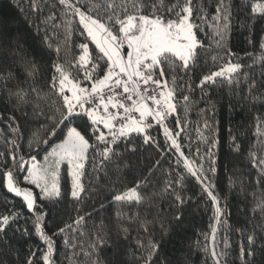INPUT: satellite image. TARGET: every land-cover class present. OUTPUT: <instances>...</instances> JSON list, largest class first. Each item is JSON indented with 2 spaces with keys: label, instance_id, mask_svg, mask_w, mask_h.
<instances>
[{
  "label": "trees",
  "instance_id": "trees-1",
  "mask_svg": "<svg viewBox=\"0 0 264 264\" xmlns=\"http://www.w3.org/2000/svg\"><path fill=\"white\" fill-rule=\"evenodd\" d=\"M92 2L97 3L98 0ZM115 2L125 4L129 14H136L132 4L140 0ZM184 2L149 0L150 5L158 8V14L165 16L170 15L167 9L172 4L183 5ZM36 3L40 6L38 10L30 7V0H0V20L11 21L14 35L23 38L21 43L28 58L38 62L40 72L37 86L41 88L39 97L33 92L30 97H26V103L10 96V89H28L32 81L24 83L23 69L14 64L12 58L0 56V75H7V71L11 70L15 76L13 79L0 80V152L7 153L6 156H0V212L15 206L23 213L19 226H27L31 231L30 236H23L16 231L17 226H13L6 236L0 235V264H22L30 249L36 251L37 245L41 251L46 248L33 228L35 216L41 213H27L21 198L15 197L4 186L2 173L12 167L9 142L17 138L13 129H19V155H23L25 161L37 155L35 142L44 138L47 124L43 116L36 119L33 110L37 104L44 108L48 106L47 98L52 96L51 78L57 75L54 63L62 64L70 77H78L81 86L90 87L89 82L83 81L82 74L70 67L81 54L78 46L86 42L77 25L78 18L73 20L70 13L65 15L58 0H36ZM221 3L229 6L231 14L228 38L223 42V48L217 44L220 39L217 32L224 21L222 18L215 19L217 15H223L216 11ZM256 3H264V0H192L193 22L199 25L194 31L202 47L197 49L196 64L191 72L185 74L182 69H176L175 87L183 88L184 91L178 92L176 96L179 101L177 114L166 121V125L174 132L178 130L175 127L177 116L187 122L179 138L186 156L194 155L197 146L203 154L205 138L214 137L218 141L214 149L216 172L208 175L215 185V193L220 197L223 209L221 222L217 223L214 219V208L201 186L195 178L186 174L187 179L180 192L186 203L180 209L181 220L177 224L173 220L176 209L170 207L174 197L169 196L164 189L168 174L184 172L182 161L177 166L178 153L165 146L159 156L154 148L128 155L125 151L126 147H130L128 140L133 144H142V138L137 134L129 138L121 137L113 150L114 153H121L123 159L110 154V159L101 163L103 158L96 156L90 149L81 178L85 190L79 200L70 196L72 179L64 164L59 176V203L54 207L51 203L46 207L40 205L42 211L47 213V216L42 217V223L46 235L54 242L55 264H144L147 253L139 245H146L149 240L159 246L154 264H214V259H219L220 264H245L240 249L242 246L247 248V235L254 230L258 236L256 255L246 259L249 264H264V250H261L259 239L264 237V211L258 207V203L264 200V165L259 163L264 160V60L261 59L264 49L260 47L264 42V18L252 13L251 7ZM141 14L149 13L142 11ZM49 15H55L56 19L41 23ZM69 20H73V23L66 41L65 25ZM45 31L47 43L52 45L50 49L40 44ZM57 48L60 49L59 53ZM226 49H230L234 55L226 57ZM89 52L94 58L97 55L91 43ZM228 59L242 65L234 81L230 83L227 78H217L215 84L205 85L203 92L196 88L204 75L219 70ZM164 67L165 79L171 87L172 72L166 65ZM46 83L48 86L44 87ZM253 83L256 87L250 88ZM190 88L194 91H189ZM183 95H188L189 101H184ZM52 99L55 97L52 96ZM205 120L211 126V133L203 128ZM149 134L163 145L162 129L154 126ZM90 143L94 144L95 140ZM30 144L33 145L31 149ZM235 144L240 145V151L235 149ZM102 150L103 145H100L97 151ZM44 153L40 151L37 157L41 158ZM149 154L151 160L146 159ZM157 159L161 161L159 165L156 164ZM5 162L8 167H5ZM195 163L197 167L203 163L208 168L207 160H196ZM23 174H19L18 182L23 181ZM149 175L152 177L149 186L138 189L144 196L141 203L112 199ZM80 216H84L85 220L80 232L69 231L70 242L65 243L63 237L53 235L58 227L72 224ZM153 220L156 222L143 223ZM160 221H163V226ZM145 227L148 231H145ZM213 228L216 229L214 240ZM213 250L220 254L218 258L212 256Z\"/></svg>",
  "mask_w": 264,
  "mask_h": 264
},
{
  "label": "snow or ice",
  "instance_id": "snow-or-ice-1",
  "mask_svg": "<svg viewBox=\"0 0 264 264\" xmlns=\"http://www.w3.org/2000/svg\"><path fill=\"white\" fill-rule=\"evenodd\" d=\"M58 3L63 6L65 15L70 13L73 20L78 18L77 25L86 42L78 46L81 54L76 63L70 67L82 74L83 81L89 82L90 87L81 86L82 82L78 77H70L62 64H53L57 75L51 78V91L55 99L49 96L47 108L37 104L33 110V116L36 119L43 116L47 124L44 138L35 142L37 155L40 151L45 152L42 163L37 161V155L31 156V163L25 161L23 155H19L17 152L20 147L17 143L19 129L18 127L13 129L17 138L9 142L12 167L2 173L4 186L15 197L21 198L27 213L34 214L37 211L41 213L35 216L33 228L38 238L46 245L43 251L40 250L39 245L36 251L30 249L22 264H55L54 242L46 235L42 223V217L47 216V213L42 211L40 205L44 204L46 207L51 203L54 207L56 203H59L61 197L60 165H67L68 174L72 179L70 196L79 200L81 193L85 190L81 178L84 175L85 162L88 160L90 149L96 153V156L103 158L101 163L109 160L110 154L121 156L123 159L121 153H114L113 146L117 145L121 137L129 138L133 134L142 138V144H133L131 140H128L130 147L125 149L128 155H135L147 148H154L159 156L166 146L178 153L177 166L179 167L181 161L183 163L184 172L168 174L165 182L164 191L174 197L170 207H174L177 214L173 216V220L177 224L181 220L179 212L186 200L182 198L180 192L187 179L186 174H190L211 201L214 208V219L220 223L223 209L220 197L215 193V185L208 175V173L215 174L216 172L214 149L218 141L214 137L205 138L203 154L197 146L194 155L186 156L179 138L185 131L187 122L181 121L177 116L175 127L178 130L175 132L166 125L169 117L177 114L179 104L176 99L177 93L184 91L183 88L175 87L177 84L176 69H182L185 74L191 72L196 64L197 49L202 47L194 31L199 25L193 22L192 0H185L183 5L172 4L167 9L170 14L168 16L158 14V8L150 5L149 0H140L139 3L132 4V9L136 14H129L127 6L117 4L115 0H98L97 3H93L92 0H83V2L82 0H75V2L58 0ZM30 7L38 10L40 6L36 0H30ZM142 11L149 14H141ZM216 11L218 14H223L222 17L220 15L215 17V19L222 18L224 21L217 32L220 37L217 44L223 48V42L228 38L231 14L229 6L223 3L217 7ZM251 11L264 18V3L252 5ZM55 19V15H49L46 21H41V23ZM73 20H69L65 25L66 41ZM0 26H2L0 28V56L12 58L13 63L23 69L24 83L32 81L28 86L30 92L28 89L18 87L15 91L10 89L9 95L15 96L21 103H26V97H30L31 93L34 92L39 97L41 92V88L37 86L40 72L38 62L28 58L21 43L23 38L18 34L14 35L10 20H0ZM39 31V26H37V32ZM47 40L45 31L40 44L50 49L52 45L47 43ZM89 43L95 46L97 53L95 58L89 52ZM260 47L264 49V42L260 44ZM125 48L127 49L126 55ZM56 51L59 53L60 49L57 48ZM233 55L230 49L225 50L226 57ZM261 59L264 60V57ZM175 61L180 63L176 64ZM164 65L172 72L171 87L169 81L165 79ZM241 67L240 63H233L231 59H228L219 70L204 75L196 88L203 92L204 86L215 84L217 78H227L231 83L236 79ZM13 78L15 76L11 70L7 71V75H0V80ZM47 86L46 83L44 87ZM251 87H256L255 83L250 85ZM189 91H194V89L190 88ZM120 96H123L124 100L119 99ZM183 100L189 101V96L183 95ZM149 118L153 123L149 122ZM154 126L162 129L163 145L156 137L149 134V130ZM203 128L209 133L212 131L207 120L204 121ZM93 139L94 144L90 143ZM54 141L59 142L54 143ZM100 145H103V150L97 151ZM32 146L30 144L29 148L31 149ZM234 146L237 151H240V145L235 144ZM6 155L7 153L0 152V156ZM146 159L151 160V154ZM196 160H207L208 168L206 169L203 163L197 167ZM160 163L161 161L157 159L156 164ZM259 163L264 165V160H260ZM5 167H8L7 162H5ZM148 171L151 172V169ZM20 173H24L22 179L26 184L34 186L39 191L34 192L32 188L19 187ZM262 175H264V170H262ZM151 181V175L145 176L136 186L122 194L114 195L112 199L117 202L139 204L144 200V196L138 189L147 188ZM258 207L264 211V200L258 203ZM22 215L23 213L15 206L0 212V235L6 236L10 228L17 226L16 231L21 232V235L30 236L31 231L27 226H19ZM84 220L85 217L80 216L72 224L58 227L53 235L63 237L65 243H68L70 242L69 231L80 232ZM155 222L153 220L143 223L147 225ZM160 222L163 226V221ZM26 224L27 218H25ZM145 231H148L147 227ZM212 233L214 240L215 228L212 229ZM100 239L102 240L103 237ZM259 239L261 250H264V237ZM257 241L258 236L255 230L247 235V248L242 246L240 249L241 257L245 258V264H249L246 257H255ZM139 246L147 253L144 257V264H154V256L158 255L159 246L152 240H149L146 245ZM219 255L215 250L212 251L214 258H218ZM16 256L19 259L18 251ZM214 264H220L219 259H214Z\"/></svg>",
  "mask_w": 264,
  "mask_h": 264
},
{
  "label": "rangeland",
  "instance_id": "rangeland-1",
  "mask_svg": "<svg viewBox=\"0 0 264 264\" xmlns=\"http://www.w3.org/2000/svg\"><path fill=\"white\" fill-rule=\"evenodd\" d=\"M126 52H127V49L125 48V49H124V53H125V55H126ZM104 131L106 132L107 130H104ZM49 150H50V149H49ZM44 156H45V153L42 155L41 158H38V157H37V161L42 163V162H43V157H44ZM28 162L31 163V159H29ZM63 165H64V164H61V165H60V168H59V176H60V173H61V170H62ZM26 166H27V165H26ZM70 177H71V176H70ZM18 186L21 187V188H32V190H33L34 192H38V191H39L38 189H35L34 186L26 184L24 181H19V182H18Z\"/></svg>",
  "mask_w": 264,
  "mask_h": 264
},
{
  "label": "built area",
  "instance_id": "built-area-1",
  "mask_svg": "<svg viewBox=\"0 0 264 264\" xmlns=\"http://www.w3.org/2000/svg\"><path fill=\"white\" fill-rule=\"evenodd\" d=\"M142 88H143V85H142ZM121 91H122V90H121ZM105 92L107 93V90H105ZM119 99L124 100V97H123V96H120ZM125 102H127V101H125ZM128 103H130V102H128ZM113 111H114V110H113ZM118 123H119V122H118ZM109 139H110V137H109Z\"/></svg>",
  "mask_w": 264,
  "mask_h": 264
},
{
  "label": "crops",
  "instance_id": "crops-1",
  "mask_svg": "<svg viewBox=\"0 0 264 264\" xmlns=\"http://www.w3.org/2000/svg\"><path fill=\"white\" fill-rule=\"evenodd\" d=\"M149 122H150V123H153V122L151 121V118H149Z\"/></svg>",
  "mask_w": 264,
  "mask_h": 264
}]
</instances>
